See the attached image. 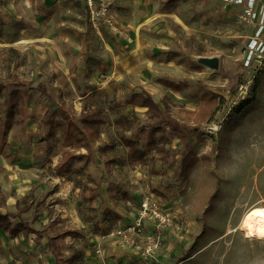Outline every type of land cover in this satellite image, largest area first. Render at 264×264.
<instances>
[{
  "label": "rangeland",
  "instance_id": "obj_1",
  "mask_svg": "<svg viewBox=\"0 0 264 264\" xmlns=\"http://www.w3.org/2000/svg\"><path fill=\"white\" fill-rule=\"evenodd\" d=\"M165 2L113 0L115 29L95 30L77 0H0V138L12 90L30 116L0 142V211L44 233H0V264L54 263L47 238L63 231L79 233L57 240L67 264H264V240L237 229L264 203V60L244 63L234 8ZM141 92L162 120L125 104ZM168 120L206 138L181 142ZM156 126L136 163L120 137Z\"/></svg>",
  "mask_w": 264,
  "mask_h": 264
},
{
  "label": "trees",
  "instance_id": "obj_2",
  "mask_svg": "<svg viewBox=\"0 0 264 264\" xmlns=\"http://www.w3.org/2000/svg\"><path fill=\"white\" fill-rule=\"evenodd\" d=\"M181 1V0H166V5H173L174 3ZM207 62V61H206ZM210 63V62H207ZM159 83H161L163 86L172 89L174 91H179L181 87L179 84H174L168 80L161 79L159 80ZM24 86L25 85H21ZM41 94H45L44 90L41 91ZM28 93L24 90H12L9 95V107L4 112L3 117V128H2V136L0 138V142L2 143L4 140V136H6L9 132V130L12 127V118L15 114H19V116L24 115V118L27 119L28 115L26 113L27 110V98ZM215 96H209L207 100H211V108L209 109L210 114V121L209 123L214 124H220V130L223 128V124L225 122V119H215V116H212L213 113H217V107L219 106L218 103H214L216 101ZM223 101V99H222ZM128 106H131L132 108L140 107L145 108L146 112L150 113L153 117L157 118V120H162L165 116V113L162 112L157 105V103L153 100L150 94L147 92H141L136 93L131 96L129 100L125 103ZM233 110H231L228 115L226 116V119H228L232 114ZM208 114V112H207ZM117 123H128V120L124 117H118L115 120ZM163 123L162 126H167L169 131L171 132L174 137L178 138L181 142L186 141V137H192L195 136L199 140H203L206 138V133L199 132L196 130V128H190V127H182L176 124L175 122L171 121H161ZM72 124V122H71ZM73 125V124H72ZM164 127L156 126L154 128H148L146 130H142L143 138L142 139H135L130 140L128 138H125L123 136L120 137L121 143L130 149V157L136 161V163H141L145 157L146 152L143 148H145L146 143L149 142L152 138H154L156 132H161ZM51 134L48 133L47 137H50ZM162 136H160L161 138ZM155 146V151L157 152H163V148H160L157 145V141L153 143ZM195 159V156L192 152H188L181 161V175L182 178L186 179L189 167L193 160ZM0 232L6 234L9 238L14 239L20 234L26 236L29 234H34L38 239H41L44 235L43 230H36L31 226L30 222L25 221L20 213H12V212H1L0 211ZM78 238L79 233L76 231H63V232H56L55 236L48 237L47 238V249L50 251L52 256L54 257L55 261L52 264H67L71 263V260H63L62 258V252L59 248V245L57 244V240L64 239V238Z\"/></svg>",
  "mask_w": 264,
  "mask_h": 264
},
{
  "label": "built area",
  "instance_id": "obj_3",
  "mask_svg": "<svg viewBox=\"0 0 264 264\" xmlns=\"http://www.w3.org/2000/svg\"><path fill=\"white\" fill-rule=\"evenodd\" d=\"M86 12L90 26L99 30L103 25L115 29V22L111 16L113 0H77ZM224 8L235 9V24L246 30L247 43L245 47L246 66L255 62L257 67L261 66L264 60V0H220ZM264 203L262 204V206ZM147 207V204L143 206ZM140 224L137 223L136 227Z\"/></svg>",
  "mask_w": 264,
  "mask_h": 264
},
{
  "label": "bare ground",
  "instance_id": "obj_4",
  "mask_svg": "<svg viewBox=\"0 0 264 264\" xmlns=\"http://www.w3.org/2000/svg\"><path fill=\"white\" fill-rule=\"evenodd\" d=\"M246 239L264 240V205L253 206L242 216L237 228Z\"/></svg>",
  "mask_w": 264,
  "mask_h": 264
},
{
  "label": "crops",
  "instance_id": "obj_5",
  "mask_svg": "<svg viewBox=\"0 0 264 264\" xmlns=\"http://www.w3.org/2000/svg\"><path fill=\"white\" fill-rule=\"evenodd\" d=\"M79 4V3H78ZM80 5V4H79ZM30 118V116L28 115V118L26 119V120H28ZM46 137H47V135H46ZM4 213V212H3ZM35 229V228H34ZM0 233H2V232H0ZM34 235V234H33Z\"/></svg>",
  "mask_w": 264,
  "mask_h": 264
}]
</instances>
